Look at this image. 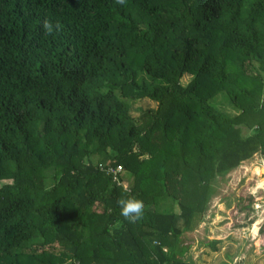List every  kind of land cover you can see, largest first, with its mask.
Wrapping results in <instances>:
<instances>
[{
  "label": "trees",
  "instance_id": "16d2710c",
  "mask_svg": "<svg viewBox=\"0 0 264 264\" xmlns=\"http://www.w3.org/2000/svg\"><path fill=\"white\" fill-rule=\"evenodd\" d=\"M263 62L264 0H0V264H189L214 182L264 157Z\"/></svg>",
  "mask_w": 264,
  "mask_h": 264
},
{
  "label": "rangeland",
  "instance_id": "374dc122",
  "mask_svg": "<svg viewBox=\"0 0 264 264\" xmlns=\"http://www.w3.org/2000/svg\"><path fill=\"white\" fill-rule=\"evenodd\" d=\"M248 72L264 80V62ZM190 79L185 75L181 83L186 85ZM129 102L133 117L154 107L148 99ZM222 110L228 116L236 114L228 103L222 104ZM91 160L97 162L96 157ZM6 182L10 181L1 183ZM213 188L206 210L195 216L191 230L183 235L189 246L185 260L189 264H264V233L259 232L264 228V157L255 154L218 178ZM208 241H217V251L205 246Z\"/></svg>",
  "mask_w": 264,
  "mask_h": 264
},
{
  "label": "clouds",
  "instance_id": "9594fccd",
  "mask_svg": "<svg viewBox=\"0 0 264 264\" xmlns=\"http://www.w3.org/2000/svg\"><path fill=\"white\" fill-rule=\"evenodd\" d=\"M126 0H116L117 4L123 5ZM43 28L45 33L50 35L53 30H59L60 25L57 23L53 25L51 21L45 20L43 22ZM117 204L120 206L121 215L128 220L129 222H137L143 216L144 212V203L142 200L136 198L120 199L117 201Z\"/></svg>",
  "mask_w": 264,
  "mask_h": 264
},
{
  "label": "built area",
  "instance_id": "2783aa9c",
  "mask_svg": "<svg viewBox=\"0 0 264 264\" xmlns=\"http://www.w3.org/2000/svg\"><path fill=\"white\" fill-rule=\"evenodd\" d=\"M121 170L122 168L120 166L107 168V172L113 175L114 180H117V176L121 172Z\"/></svg>",
  "mask_w": 264,
  "mask_h": 264
}]
</instances>
